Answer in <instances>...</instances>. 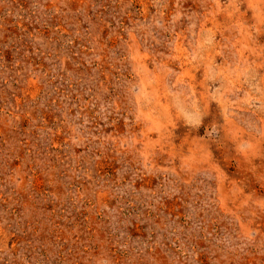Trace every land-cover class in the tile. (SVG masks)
<instances>
[{
    "label": "rangeland",
    "instance_id": "obj_1",
    "mask_svg": "<svg viewBox=\"0 0 264 264\" xmlns=\"http://www.w3.org/2000/svg\"><path fill=\"white\" fill-rule=\"evenodd\" d=\"M0 264H264V0H0Z\"/></svg>",
    "mask_w": 264,
    "mask_h": 264
}]
</instances>
